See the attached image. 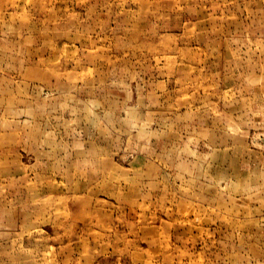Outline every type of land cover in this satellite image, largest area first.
<instances>
[{
  "label": "rangeland",
  "instance_id": "rangeland-1",
  "mask_svg": "<svg viewBox=\"0 0 264 264\" xmlns=\"http://www.w3.org/2000/svg\"><path fill=\"white\" fill-rule=\"evenodd\" d=\"M0 264H264V0H0Z\"/></svg>",
  "mask_w": 264,
  "mask_h": 264
}]
</instances>
